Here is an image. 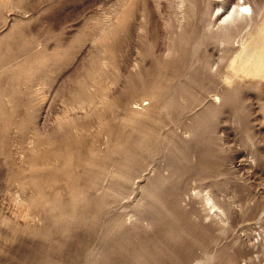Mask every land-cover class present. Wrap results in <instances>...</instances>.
Listing matches in <instances>:
<instances>
[{"label":"rangeland","instance_id":"374dc122","mask_svg":"<svg viewBox=\"0 0 264 264\" xmlns=\"http://www.w3.org/2000/svg\"><path fill=\"white\" fill-rule=\"evenodd\" d=\"M177 1L0 0V264H264V80Z\"/></svg>","mask_w":264,"mask_h":264},{"label":"bare ground","instance_id":"6f19581e","mask_svg":"<svg viewBox=\"0 0 264 264\" xmlns=\"http://www.w3.org/2000/svg\"><path fill=\"white\" fill-rule=\"evenodd\" d=\"M192 2L190 0H178L177 7L191 8ZM216 12L220 22L209 23L208 26H217L212 30L215 34L216 42L223 47L224 53L216 58L219 61L216 74L221 77L230 78L229 74L223 71L221 64L227 63L230 59V68L235 69L239 66L242 71L257 79L264 80V0H221L216 4ZM214 15V17H216ZM232 57V58H230ZM214 61V62H215ZM140 65L135 63L132 70H139ZM208 68L213 70V64H209ZM209 69V70H210ZM214 73V72H213ZM224 73V74H223ZM215 74V75H216ZM208 75V74H207ZM213 77V76H212ZM217 77V76H216ZM209 78V76H208ZM207 79V78H206ZM212 80V79H211ZM222 80V79H221ZM230 80V79H229ZM219 81V80H218ZM211 82V81H210ZM214 83V82H213ZM217 83V82H216ZM210 84V83H209ZM218 97V96H217ZM217 99V98H216ZM89 105V104H88ZM83 107V106H82ZM133 109V108H132ZM134 110V109H133ZM195 123V122H194ZM193 123V124H194ZM192 124V125H193ZM196 124H198L196 122ZM195 126V125H194ZM195 128V127H194ZM202 128V126H201ZM197 130V128H196ZM195 131V130H194ZM193 131V134H194ZM206 131V130H205ZM208 132V131H207ZM199 133V132H198ZM197 133V134H198ZM210 133V132H209ZM208 134V133H207ZM211 134V133H210ZM206 135V134H205ZM197 136V135H196ZM194 134V137H196ZM199 136V135H198ZM192 137V136H191ZM193 137V138H194ZM210 140V139H209ZM218 141V140H217ZM209 143V142H208ZM215 143V142H214ZM203 144V143H202ZM215 146V145H214ZM213 148V147H212ZM220 149V148H219ZM171 164V163H170ZM155 165V164H154ZM157 165V164H156ZM168 165V164H167ZM168 168V167H167ZM103 170V169H102ZM91 171V170H90ZM92 172V171H91ZM155 172V171H154ZM95 174V173H94ZM101 174V173H99ZM155 174V173H154ZM110 175V174H109ZM172 176V175H171ZM103 177V176H101ZM100 178V177H99ZM100 180V179H99ZM109 180V179H108ZM147 181V180H146ZM202 181V180H201ZM111 182V181H110ZM136 182V181H135ZM100 183V181H99ZM112 183V182H111ZM129 183V182H128ZM217 183V182H216ZM103 184V183H102ZM109 184V183H108ZM204 184V183H203ZM217 187V185H215ZM220 186V185H219ZM222 186V185H221ZM215 187V188H216ZM197 188V187H196ZM131 189V188H130ZM100 190V189H99ZM146 190V189H145ZM213 190V189H212ZM210 191V190H209ZM123 192V191H122ZM143 192V191H142ZM200 192V191H199ZM241 192V191H240ZM127 193V192H125ZM211 193V192H210ZM242 193V192H241ZM106 194V193H105ZM117 194V193H116ZM182 194V193H181ZM188 194V193H187ZM209 194V193H208ZM240 194V193H239ZM201 195V194H200ZM205 195V193H203ZM214 195V194H213ZM212 195V196H213ZM251 195V194H250ZM115 196V195H114ZM122 197V194L120 195ZM124 196V195H123ZM153 196V195H152ZM210 194L207 195L205 200L212 202L211 208H216L218 205ZM106 197V196H105ZM125 197V196H124ZM176 197V196H175ZM202 197V196H201ZM123 198V197H122ZM127 198V197H126ZM181 198V197H180ZM113 199V198H112ZM194 199V198H193ZM111 200V199H110ZM250 200V199H249ZM184 201V200H183ZM256 201V200H255ZM138 202V201H137ZM142 202V201H141ZM201 202V201H200ZM262 202V201H261ZM112 203V202H111ZM140 204V203H139ZM138 204V205H139ZM206 204V203H205ZM208 204V202H207ZM142 205V204H141ZM250 205V204H249ZM248 205V206H249ZM149 206V204H148ZM225 202H220L219 208L226 216L229 214V207ZM247 206V204H246ZM251 206V205H250ZM143 207V206H141ZM209 210H213V209ZM250 208V207H249ZM148 209V208H147ZM201 211V210H200ZM260 211V210H259ZM199 212V210H198ZM132 214V213H131ZM199 214V213H198ZM255 214V213H254ZM134 215V213L132 214ZM195 215V214H194ZM222 215V214H221ZM216 216V215H215ZM109 217V216H108ZM134 217V216H132ZM137 217V216H136ZM196 217V216H195ZM138 218V217H137ZM245 218V216H244ZM243 218V219H244ZM252 218V217H251ZM134 219V218H133ZM228 220V217H227ZM136 221V220H135ZM146 221V220H145ZM248 221V220H247ZM252 221V220H251ZM200 222V221H199ZM51 223V222H50ZM150 224V222H149ZM147 224V225H149ZM195 224V223H194ZM134 225V224H133ZM132 225V226H133ZM151 227V226H150ZM244 227V226H243ZM248 227V226H247ZM28 228V227H27ZM207 229V228H206ZM246 230V229H245ZM250 230V229H249ZM27 231V230H26ZM244 231V230H243ZM205 233V232H204ZM203 236V235H201ZM200 237V236H199ZM208 237V236H207ZM205 241V240H204ZM212 241V240H211ZM178 243V241H177ZM211 243V242H210ZM204 245V244H203ZM206 245V244H205ZM209 247V246H208ZM195 248V247H194ZM210 250V249H209ZM192 251V250H191ZM183 255L185 253H182ZM193 256V255H192ZM211 256V255H210ZM250 258V257H249ZM247 259V258H246ZM188 260V258H187ZM210 260V259H209ZM184 262V261H183ZM187 262H190L188 260ZM202 262V260H201ZM249 262V261H247ZM246 262V263H247ZM204 264H209L208 259L204 260ZM195 264V263H194ZM201 264V263H200ZM255 264V263H254Z\"/></svg>","mask_w":264,"mask_h":264}]
</instances>
